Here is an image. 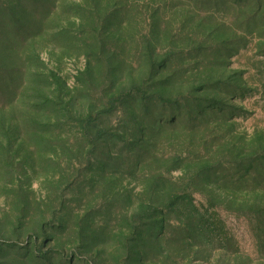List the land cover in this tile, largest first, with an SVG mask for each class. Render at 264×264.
Returning a JSON list of instances; mask_svg holds the SVG:
<instances>
[{
	"label": "rangeland",
	"instance_id": "obj_1",
	"mask_svg": "<svg viewBox=\"0 0 264 264\" xmlns=\"http://www.w3.org/2000/svg\"><path fill=\"white\" fill-rule=\"evenodd\" d=\"M0 264H264V0H0Z\"/></svg>",
	"mask_w": 264,
	"mask_h": 264
},
{
	"label": "trees",
	"instance_id": "obj_2",
	"mask_svg": "<svg viewBox=\"0 0 264 264\" xmlns=\"http://www.w3.org/2000/svg\"><path fill=\"white\" fill-rule=\"evenodd\" d=\"M127 97H132V99L134 98H139V99H144L143 97V90H141L138 87H134V89L132 90V92L128 95H121L118 98H116L115 100L111 101V107H113L114 105H123V103H125ZM148 101V100H147ZM147 101L143 100L141 103H146L145 105H147ZM160 102V104L162 106H166L169 110H175V111H179V108H175L173 105V103H171L170 101H166L164 99H159L158 100ZM205 104H203V107H207L208 109H219L218 108V104L213 102V101H205ZM145 110V108H144ZM221 111H225L224 109H222ZM88 123L86 124L87 127L91 126V120L87 121ZM163 123V122H162ZM96 134L98 135V137H101L103 135L102 132H98L96 131ZM191 197L187 194H181L178 196H175L168 204V206L173 209L176 207H189L191 204Z\"/></svg>",
	"mask_w": 264,
	"mask_h": 264
}]
</instances>
